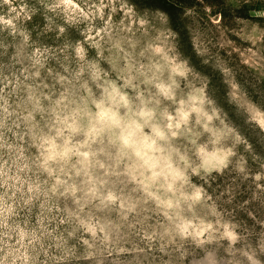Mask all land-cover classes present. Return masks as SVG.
<instances>
[{"label": "rangeland", "instance_id": "rangeland-1", "mask_svg": "<svg viewBox=\"0 0 264 264\" xmlns=\"http://www.w3.org/2000/svg\"><path fill=\"white\" fill-rule=\"evenodd\" d=\"M130 3L140 15L164 27L156 30L155 38L170 47L174 43L180 59L186 61L171 63L169 71L170 81L174 76L185 78L181 87L187 91L188 103L181 101L179 108L184 121L185 108L195 111L211 139L230 143L227 152L223 148L205 152L206 162L219 167L235 153L234 165L205 177V187L213 195L212 211L235 231L226 228L209 234L201 221V227L185 232L187 238L169 234L142 190L118 174L113 187L135 211L122 224L96 217L102 227L113 223L102 233L91 225V232L83 231L69 218L75 185L62 195L29 191L38 178L22 165L31 154L32 124L38 126L45 119L31 109L46 106L44 97L51 98L50 92L57 95L58 103L76 94L74 80L79 76L60 42L78 37L79 31L86 41L98 40L104 25L128 32L132 41L146 22L127 10V0H72L71 6L62 0H0V264H244L243 252L264 247V131L255 119L261 114L256 108L264 111V0ZM134 63V72L129 64L127 75L117 73L124 85L147 91L139 80L143 75L157 82L161 94H171L169 84L160 79L159 65L152 67L151 57L147 65L143 60ZM92 75L113 103L124 101L115 81L109 92L104 87L109 82H99L101 72ZM108 75L103 71L104 77ZM208 97L219 109L214 105L205 109L206 103L212 104ZM109 111L101 106L99 114L107 116ZM141 116L151 120V109L142 110ZM213 117H219V127L211 126ZM153 130L160 132L158 126ZM198 136L193 131L191 138ZM63 183L58 176L55 185ZM206 214L211 215V210Z\"/></svg>", "mask_w": 264, "mask_h": 264}, {"label": "clouds", "instance_id": "clouds-1", "mask_svg": "<svg viewBox=\"0 0 264 264\" xmlns=\"http://www.w3.org/2000/svg\"><path fill=\"white\" fill-rule=\"evenodd\" d=\"M71 2L62 0L68 6ZM126 6L133 16L146 22L141 25L144 30L132 41L127 38L128 32L104 25L103 35L97 33L98 40L86 41L79 31L78 37L60 42L59 46L64 48L71 67L79 76L74 80L76 94H68L58 103L57 95L50 92L51 98L44 97L46 106L40 104L31 109L36 114L43 113L45 119L39 120L38 126L32 124L31 154L22 165L25 171L33 172L38 178L29 191L62 195L65 188L71 191V186L75 185L76 198L70 199L69 218L83 231L91 232V225L102 233L113 223L102 227L96 217H107L122 224L135 211L113 187L112 181L118 174L131 187L142 190L145 198L159 211L169 234L187 238L185 232L201 227V221L207 225L209 234L223 233L226 228L235 231L229 222L217 219L211 209L213 195L205 187V177H213L235 164V153L222 161L221 166H210L204 153L218 148L227 152L230 143L211 139V133L197 120L196 112L188 108H185L187 121L182 122L181 128L172 135L168 129V116L175 119L181 101L188 103V94L181 87L184 77L174 76L172 81L169 80L170 64L186 61L180 59L174 43L170 47L155 38L156 30L164 27H157L148 17L140 15L131 7L130 0ZM165 22L166 18L161 24ZM174 37H171L172 42ZM149 57L153 68L159 65L160 79L169 84V97H163L157 82L146 80L143 75L139 80L147 91L143 87L138 91L124 85L117 77V73L128 74L129 64L134 72L136 60H143L147 65ZM112 61L116 62L115 67ZM101 70L109 75L104 77ZM97 71L101 72L100 83L109 82L104 85L109 92L113 87L111 82L115 81L116 91L124 101L113 103L104 88H97L92 75ZM208 99L212 104L206 103L204 107L210 111L215 104ZM29 100H32L31 96ZM101 106L110 110L107 116H100ZM147 109L152 111L151 120L141 116V111ZM256 110L264 116V111ZM247 114L250 119L251 114ZM210 124L219 127V117H213ZM154 126L159 127L162 136L156 134ZM193 131L199 133L196 139L191 138ZM58 176L64 183L55 185ZM17 180H20L19 176ZM196 193H199V199L194 198ZM207 210H211V215L206 214ZM241 255L244 264H264V247Z\"/></svg>", "mask_w": 264, "mask_h": 264}, {"label": "snow or ice", "instance_id": "snow-or-ice-1", "mask_svg": "<svg viewBox=\"0 0 264 264\" xmlns=\"http://www.w3.org/2000/svg\"><path fill=\"white\" fill-rule=\"evenodd\" d=\"M220 19L219 18L215 21V23L217 25H219L220 23ZM262 48H264V45H261ZM262 55H264V52H262ZM163 97H169L170 93L168 92H164L162 94ZM185 117L184 115L179 111V109L176 110V114H175V119H173L172 116H168V129L171 131L172 135H175V130L176 129H180L181 128V123L184 122ZM179 121V122H177ZM157 135L162 136L163 134L159 131L156 132ZM262 180V179H261ZM195 199H199V196L194 197ZM230 235V234H229Z\"/></svg>", "mask_w": 264, "mask_h": 264}, {"label": "bare ground", "instance_id": "bare-ground-1", "mask_svg": "<svg viewBox=\"0 0 264 264\" xmlns=\"http://www.w3.org/2000/svg\"><path fill=\"white\" fill-rule=\"evenodd\" d=\"M255 119L258 126L264 131V116L258 113Z\"/></svg>", "mask_w": 264, "mask_h": 264}]
</instances>
